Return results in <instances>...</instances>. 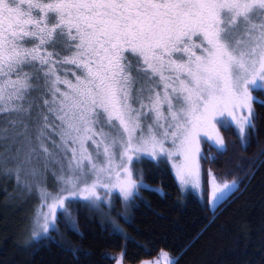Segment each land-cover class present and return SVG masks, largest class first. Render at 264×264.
<instances>
[{"label":"snow or ice","instance_id":"1","mask_svg":"<svg viewBox=\"0 0 264 264\" xmlns=\"http://www.w3.org/2000/svg\"><path fill=\"white\" fill-rule=\"evenodd\" d=\"M257 91L264 92V0H0V164L16 162L6 171L18 183L36 154L62 173L55 192L37 184L25 246L55 240L58 221L79 234L74 204L128 222L142 188L163 194L142 169L136 178L132 165L141 158L158 164L178 154L176 178L200 187L201 134L223 156L217 125L234 126L247 149L257 132L253 105L264 106ZM251 159L264 166V147ZM209 175L215 212L241 181ZM23 184L31 194L32 184ZM66 250L78 251L71 241ZM159 256L141 264H178L164 250Z\"/></svg>","mask_w":264,"mask_h":264},{"label":"trees","instance_id":"2","mask_svg":"<svg viewBox=\"0 0 264 264\" xmlns=\"http://www.w3.org/2000/svg\"><path fill=\"white\" fill-rule=\"evenodd\" d=\"M254 94L264 99V92ZM253 106L257 132L247 149L241 147L234 127L220 126L228 147L223 156L208 142L202 144L204 199L192 193L182 195L167 162L141 160L138 168L145 182L163 194L142 188V199L130 204L128 222L112 212L127 238L113 233L92 210L78 207L79 234L58 221L59 232L51 233L55 240L40 239L25 246L30 203L17 201L13 180L0 177V264H115L121 252L126 264H137L161 250L178 264H264V166L251 159L264 147V106ZM209 154L216 159H207ZM209 170L220 182L241 181L234 196L215 212L207 204ZM115 207L122 212L119 199ZM67 241L78 249L75 255L66 250Z\"/></svg>","mask_w":264,"mask_h":264},{"label":"rangeland","instance_id":"3","mask_svg":"<svg viewBox=\"0 0 264 264\" xmlns=\"http://www.w3.org/2000/svg\"><path fill=\"white\" fill-rule=\"evenodd\" d=\"M63 54L67 55V53H63ZM129 58L131 59V57H129ZM61 75H63V73H61ZM69 79H71V77H69ZM138 86L139 85H137V87ZM253 95H255V94L253 93ZM217 127L219 129V132H220L221 136H223L222 132L220 130V125L218 124ZM236 131H237V129H236ZM237 133H238V131H237ZM54 139H55V137H54ZM205 141L216 148V146L214 145L213 141H210L207 137H205V136H203V134H201V140H200V149H201V153H200V187H196L192 183H189L186 186H182L180 184L179 180L176 178L175 169L172 167L173 163H179L180 162L181 158L179 157L178 154H174V159L173 160H168L165 157L163 160L159 161V162L165 161V162L168 163V165L170 166L171 171L173 172V174H174V176H175V178L177 180V183L179 185V188L181 190V194L182 195H185L187 193H192L193 195H195L199 199H202V198L204 199L205 188H204V184H203L204 175H203V171H202L201 157L203 155V148H204L202 144H204ZM165 146L167 148H170V149L172 148V145H171L170 142L166 143ZM49 147H51V145H49ZM0 151H2V150H0ZM53 151H55V150H53ZM141 160L154 161V160L148 159V158H141V159H139V162L133 163L132 167H133L134 171L136 172V178L137 179H139V175H140V173L138 171L139 170L138 166H139V163L141 162ZM65 164H66V162H65ZM15 167H16V162L15 161H9L6 165L5 164H0V177L1 178L2 177L6 178L5 180H13L14 185H15V199L17 201H20V202H23V203H26V202L30 203L31 211H30V215H29L28 228L26 230V235L28 237H25V239H24V242H26V241H28L30 239V234H31V230H32V216H33L35 207L40 202L39 201V196H38V193H37V184H39L40 186H43V187H47V189L49 191L55 192L57 190V187H58V184H59V181L57 180V177L59 175H61L62 173H61L60 165L58 163L52 162L51 160H48L46 162L43 154L34 155L31 163L25 164L23 166V168L21 170V173H20V181H21L20 183L17 182L16 173L14 171H6V169L15 168ZM33 169H35V175H32V170ZM64 174L65 175L67 174L66 169H65ZM207 177H208V197H209L210 192H211V185L209 183L211 177L209 175V172L207 174ZM92 179H93V177L89 176L88 182L90 183ZM25 180H27L28 182H30L32 184V192H31V194H29L28 188L25 187L24 184H23V181H25ZM217 182H220V181L217 179ZM98 191L101 193V195H104V191H103L102 188H99ZM111 198H112V200H113L115 205H116V201L119 199L121 201V204H122V213L125 212V206H124V204L122 202V199H121V197L119 195L118 189H113V193H112V197ZM207 204H208L209 209L212 210V206L209 204L208 198H207ZM78 207H84V208H87L89 210H92V209H90L88 207H85L82 204H74V205H72V208L74 210L73 211V215H74L75 218H76V213L75 212H76V209ZM101 207L103 208L104 206L102 205ZM129 209H130V204L127 206L126 214L127 213L129 214V212H130ZM92 211L96 215L99 216L101 221H103V222L109 224L111 227H113L111 220L112 219L115 220V218L112 215V213L110 214V216H105V215H102L101 213L96 212L94 210H92ZM115 222H116V220H115ZM119 227L123 230L122 226L119 225ZM123 233H125L124 230H123ZM164 251H166V250H164ZM160 252L155 257L150 258V259H144L142 261H154V260H156L158 258L162 259L159 256ZM170 256L172 257V255H170ZM121 257H122V264H126L123 261V253L122 252L117 255L115 264H117V259H121ZM141 262H139L137 264H141Z\"/></svg>","mask_w":264,"mask_h":264}]
</instances>
